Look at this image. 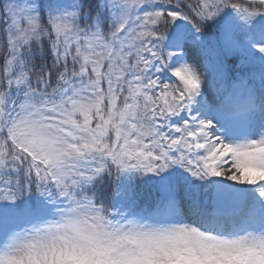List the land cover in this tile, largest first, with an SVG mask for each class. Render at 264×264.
I'll return each mask as SVG.
<instances>
[{
  "label": "snow or ice",
  "instance_id": "6c2138e0",
  "mask_svg": "<svg viewBox=\"0 0 264 264\" xmlns=\"http://www.w3.org/2000/svg\"><path fill=\"white\" fill-rule=\"evenodd\" d=\"M0 264H264V0H0Z\"/></svg>",
  "mask_w": 264,
  "mask_h": 264
}]
</instances>
